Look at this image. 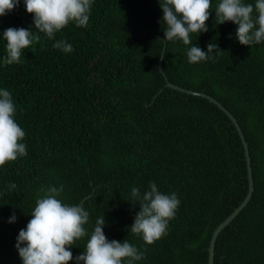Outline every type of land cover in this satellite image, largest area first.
<instances>
[{
  "label": "trees",
  "instance_id": "trees-1",
  "mask_svg": "<svg viewBox=\"0 0 264 264\" xmlns=\"http://www.w3.org/2000/svg\"><path fill=\"white\" fill-rule=\"evenodd\" d=\"M219 3L211 0L208 31L191 40L205 52L210 43L220 51L195 64L187 57L192 45L165 42L159 0H93L86 27L70 22L53 39L35 29L24 0L0 16V90L11 93L27 146L26 156L0 167V264H23L19 231L44 195L41 187L61 185L58 199L89 212L88 235L69 249V264L85 252L101 216L109 242L127 240L144 252L134 264H209L215 229L248 193L245 147L216 103L167 86V79L214 96L239 120L255 190L218 235L215 264H264V42L241 45L238 25L216 23ZM10 27L39 40L22 50L19 64L5 65L3 32ZM59 40L73 51L54 48ZM150 182L163 194L175 192L180 206L168 234L147 245L130 231L140 211L131 188L143 195Z\"/></svg>",
  "mask_w": 264,
  "mask_h": 264
},
{
  "label": "clouds",
  "instance_id": "clouds-1",
  "mask_svg": "<svg viewBox=\"0 0 264 264\" xmlns=\"http://www.w3.org/2000/svg\"><path fill=\"white\" fill-rule=\"evenodd\" d=\"M20 0H0V16L6 15L18 6ZM93 0H24L26 10L34 16V25L48 39L74 22L77 27H86L89 23ZM163 11L162 21L166 24L165 42L181 40L184 45H192L187 57L189 63H199L212 58L218 46L208 45V51L193 46L191 34L207 32L206 21L211 13V0H159ZM216 23L232 22L238 25L236 37L241 45L253 46L264 42V0H255V4L243 0H220L215 9ZM6 40L7 55L5 65L19 64L22 50L29 48L38 35L24 28H8L3 32ZM54 48L71 53L73 47L59 40ZM220 51V50H219ZM16 107L8 90H0V167L6 162L26 156V144L21 143L25 131L15 122ZM13 183L9 190L15 189ZM141 195L139 188L132 187L131 195L139 202L140 211L136 214L130 231L142 236L145 244L152 245L168 234L169 221L175 218L180 200L175 192L163 194L155 182ZM63 191L49 186L41 187L44 195L37 199L26 229L19 231L16 248L23 264H69L73 254L69 250L76 240L88 235L85 225L89 221V212L83 205H68L58 197ZM13 214L9 223L15 222ZM104 216L96 219L94 230L86 244L83 254L75 257L76 264H134L144 259V252L127 240L108 241L104 234ZM23 245V246H22Z\"/></svg>",
  "mask_w": 264,
  "mask_h": 264
},
{
  "label": "water",
  "instance_id": "water-1",
  "mask_svg": "<svg viewBox=\"0 0 264 264\" xmlns=\"http://www.w3.org/2000/svg\"><path fill=\"white\" fill-rule=\"evenodd\" d=\"M167 86H170L172 88H175L177 90L187 92L190 94H195V95H200V96L206 97V98L210 99L212 102L216 103L222 110H224L226 112V114L230 117V119L232 120V122L236 126L238 132L240 133L242 142H243L244 147H245L246 157H247V161H248V177H249L248 193H247L246 197L243 199V201L240 203V205H238L235 208V210L224 221H222L218 225V227L215 229V231L212 235V239H211L210 246H209V264H215V246H216V241H217L218 235L233 220V218L235 216H237V214H239L240 211L249 203V201L251 200V198L253 196L254 190H255V179H254V174H253L252 157H251L249 143L246 139L243 128L240 125L237 117L220 100H218L214 96L206 93L205 91H197L194 89L186 88V87H183L181 85H178V84L171 82L169 79H167Z\"/></svg>",
  "mask_w": 264,
  "mask_h": 264
}]
</instances>
